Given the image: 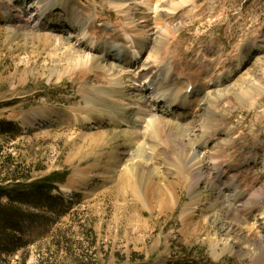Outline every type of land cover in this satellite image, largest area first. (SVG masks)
<instances>
[{
  "label": "rangeland",
  "instance_id": "rangeland-1",
  "mask_svg": "<svg viewBox=\"0 0 264 264\" xmlns=\"http://www.w3.org/2000/svg\"><path fill=\"white\" fill-rule=\"evenodd\" d=\"M24 1L22 4L27 5ZM111 3L112 0L71 1L100 18L101 24L120 29L118 34L124 35L120 14ZM62 6V0H57L47 8L52 21L65 20L67 10ZM138 6L151 17L162 13L155 6ZM196 7L191 15L176 22L179 29L165 38L167 50L161 53L173 60L174 73L187 76L192 84L202 81L203 70L210 65L212 70L223 65L224 70L235 71L249 44H264V0H199ZM146 22L138 23L145 26ZM1 24L0 120L13 123L22 133L13 144L17 148L10 152L34 170L35 180L53 173H68L53 193L57 199H45L39 209H29L34 212L35 233L28 264H77L85 257H92L96 264H256L252 258L256 249L230 236L227 223L236 217L240 223L252 226L258 222L256 213L249 220L242 210L233 209L230 218L225 214L223 208L231 205L225 192H220L225 183L219 185L212 177L206 179L216 161L207 167L208 173L203 177L206 181L196 189L198 193L207 190V201L188 210L191 184L180 180L177 169H173L171 158H177L176 148H163L158 141L142 142L132 134L122 133L134 130L129 120L120 116L111 119L108 112L120 108L109 97L104 102L88 104L87 97L99 99L95 87L105 88L112 81L102 75L98 78L97 74L80 80L74 75L77 71L73 59L68 60L63 47L58 51L56 39L49 43L32 28ZM129 41L126 40L128 47ZM189 52L194 55H187ZM148 53L147 50L140 54L137 61L141 65L148 63L149 67ZM202 54L206 59L201 58ZM105 64L110 66L111 61ZM241 66L229 81L227 89L233 91L232 96L214 104L223 114L215 115L214 122L219 120L222 127L226 125L217 141L233 145L217 162L245 169L239 177L245 185L254 175L253 170L256 176L264 169V164H254L251 169L245 166L254 148L263 147L258 153H264V49L248 53V60ZM184 73H194V77ZM138 80L145 85L144 79ZM119 98L116 96V100ZM103 116L107 120L99 124ZM84 117L88 120L83 121ZM198 151L202 157L207 153ZM149 166L156 176L151 182ZM185 173L192 178L190 171ZM152 182L173 197L168 206L152 198L156 188ZM131 185H138L137 193ZM247 224L245 228L240 224L236 227L248 233ZM57 229L62 233L59 236ZM64 235L66 239H62ZM232 246L236 252L230 251Z\"/></svg>",
  "mask_w": 264,
  "mask_h": 264
},
{
  "label": "bare ground",
  "instance_id": "bare-ground-1",
  "mask_svg": "<svg viewBox=\"0 0 264 264\" xmlns=\"http://www.w3.org/2000/svg\"><path fill=\"white\" fill-rule=\"evenodd\" d=\"M15 1L16 3H14ZM17 1L22 4L24 0H0L1 25L10 24L16 28L20 26V29L32 28L39 32L41 37L48 39V42L50 39H56L58 51L60 47H63L66 51V56L69 57L68 60L73 59L71 61L74 62V69L77 71L74 72V75L78 76L80 80H86L90 74H97L98 78L102 75L106 78V81L107 79L112 81L105 88L103 86V88L95 87V93L99 99L87 97L88 104L104 102L109 97V100H114L117 108H120H118L119 111L117 112H108V115L112 117L111 119L120 116L122 120H129L132 126L131 130H134L132 132L125 130L122 133L132 134L135 138L142 139V142L146 139L149 142H152V140L158 141L163 148H170L171 146L176 148L177 158H171L170 156L168 158H171L172 161L174 160L173 169H177L176 173L179 179L191 184V202L188 204V210H193L197 205L207 201V190L201 189L202 192L198 193L196 189L206 181L205 178V181H203V177L208 173L205 171L207 167L210 164L213 165L216 161L215 166H212L213 168L206 179L212 177L217 180L219 185L220 183H225L224 188L220 189V192H225L231 203L229 207L223 208L226 210V212L224 211L225 214L230 218L233 209H237L235 211L242 210V212H246L244 215L246 220H249L252 214L254 217L255 213V216L258 217L259 211L263 208L258 203L264 200V169L256 176V171L253 170L254 175L251 174L249 182L244 185V180L239 181V177L246 171L245 169L230 166L228 162H217V158H223L226 151H228L227 149L231 148L232 143L229 145L221 142L223 143L222 145L217 141L218 136H221L226 125L222 127L219 124V120L215 124V115L220 114L223 116V114L216 110L214 104L224 99L227 101L232 96L233 91L227 89L232 74L236 73L237 70L242 68L241 65L246 63L248 53L253 54L255 51L264 49V44L258 45V42L249 44L246 48L247 50L245 49L248 52H242V56L240 55L242 58H239L240 62L235 71L232 68L228 70L226 67V70H224L223 65L219 66L220 70L216 67L212 70L210 65L205 70H203L204 68L202 69L204 71L202 81L192 84L189 80L190 78L187 79V76L184 77L181 74H177L178 71L174 73L175 70H172L173 60L163 57L161 53L167 50V47L164 46L165 38L172 34L174 30L178 31L179 29V27L175 26L176 22L185 17V15H191L197 8L196 3L199 0H112L111 4L120 14V19H122L120 28H122L124 35L122 33V35L118 34L120 29L116 30L114 27V30H112L105 23L101 24L100 18L94 17L74 4L72 5V0H62V9L67 10L64 17L65 20L62 22L58 20L56 22H54L55 20L52 21L50 13H46L47 8L57 0H26L28 2L27 5H17ZM138 4L161 8L162 13L154 17L145 15L142 12L145 10ZM141 20L147 21L145 26L138 23ZM73 40H76L75 44ZM126 40H130V47L126 45ZM168 41L169 43L171 42L170 40ZM56 44L54 45L55 47ZM178 47L181 48V46ZM173 49L172 52H174ZM147 50L149 51V58H151L149 59V67L148 63L141 65V63L137 62L140 54L147 52ZM175 52L178 51L176 50ZM184 57L186 58V56ZM201 58L206 59L204 55ZM108 61H111L110 66L105 64ZM177 69L179 70V68ZM208 70H211L210 73H207ZM193 74L184 73V75L194 77ZM139 78L144 79L145 86L139 83ZM148 85L150 86L148 87ZM191 86L193 89L189 91ZM212 89L217 91V93L212 91ZM108 94H113L114 96L110 97ZM116 96L120 97V102L116 100ZM158 102L165 105L166 110L162 111L157 108ZM177 105L180 106V110L176 109ZM87 118L84 117L82 120L87 121ZM142 118L144 120L140 123L138 120ZM171 118L177 122V125L170 120ZM105 119L107 120L106 116H103L99 124L105 122ZM201 149L207 151L203 157L201 156L202 153L198 151ZM261 149L263 147L259 148V150ZM259 150L257 148L253 149L245 162L246 168H254L252 167L254 164H264V153H258ZM150 167L148 171L151 182L156 176L151 171L152 169L150 170ZM185 171H190V177L192 178L187 177L188 175ZM152 183V187L155 188V182ZM137 186L131 187L135 193H137ZM157 190L158 192L155 193ZM153 192L152 198L157 199L159 203L161 202L162 206L166 207L173 201V197L169 195V192L164 187L163 189L156 187ZM152 198L151 200H155ZM262 220L264 218L258 217V222ZM227 223L228 229H230V236L236 237L240 242L250 243L252 248L257 251L252 257L253 261L256 264H264V228L261 223L258 226L257 223L251 226L245 222L248 227H246V230L248 231L249 229L248 233L242 230V228H245V223L243 224V221L240 223L236 217H231ZM236 224H240L243 227L237 228ZM229 249L231 252L237 251L234 246L229 247ZM238 253L243 255L242 251ZM246 253L249 252L246 251Z\"/></svg>",
  "mask_w": 264,
  "mask_h": 264
},
{
  "label": "trees",
  "instance_id": "trees-1",
  "mask_svg": "<svg viewBox=\"0 0 264 264\" xmlns=\"http://www.w3.org/2000/svg\"><path fill=\"white\" fill-rule=\"evenodd\" d=\"M21 136L13 123L0 120V264H28L35 233L34 212L29 209H39L45 199L52 202L57 199L53 193L68 175L53 173L35 180L34 170L10 152L17 148L13 144ZM60 234L57 229L56 235ZM77 264H96V261L85 257Z\"/></svg>",
  "mask_w": 264,
  "mask_h": 264
}]
</instances>
